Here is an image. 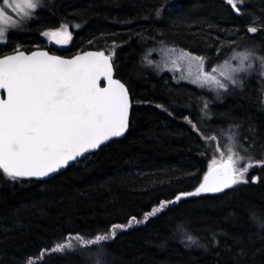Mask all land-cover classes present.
<instances>
[{"label":"trees","instance_id":"1","mask_svg":"<svg viewBox=\"0 0 264 264\" xmlns=\"http://www.w3.org/2000/svg\"><path fill=\"white\" fill-rule=\"evenodd\" d=\"M45 2L48 6L38 11L37 19L10 33L9 46L0 45V50L7 52L11 43L26 51L35 50L37 45L46 49L41 30L58 26L67 17L81 27L70 28V50L56 53L70 57L102 48L107 54L115 44L116 78L129 86L134 100L151 103H134L133 123L125 139L108 144L46 182L14 183L0 173V264H22L26 257L51 248L69 233L90 237L113 223L126 224L131 216L143 219L159 200L193 190L212 152L201 155L203 141L184 117L200 121L202 97L210 101L212 119L204 121L206 131L239 123L242 136L255 139L252 151L257 156L264 151V93L260 92L264 84L260 78H247L245 81L251 82L244 84L243 91L232 90L230 98L222 93L216 99L211 92L176 83L171 75H159L141 63L145 52H151V59H161L158 51H152L160 47L157 42L161 39L169 47L211 56L210 64L218 60L210 45L231 39L229 33L237 30L244 37L239 43L264 46V32L254 36L246 32L253 21L259 24L264 20V0H244L242 15L224 0ZM161 5L164 9L156 18L154 9ZM101 33L105 34L103 39ZM223 58L227 57L219 58L220 63ZM157 103L167 106L173 115L156 108ZM251 174L264 173L255 168ZM252 205L264 206V184L239 185L221 194L184 199L147 223L116 235L107 243L108 264H264V235L249 222L246 211ZM177 222L185 223L200 240L210 238L213 232H226L228 237H221L219 245H210L207 250L185 248L179 239L172 238ZM233 236L243 243L235 244ZM240 248L244 249L242 255ZM86 252L66 250L43 259L46 264H91Z\"/></svg>","mask_w":264,"mask_h":264},{"label":"snow or ice","instance_id":"2","mask_svg":"<svg viewBox=\"0 0 264 264\" xmlns=\"http://www.w3.org/2000/svg\"><path fill=\"white\" fill-rule=\"evenodd\" d=\"M225 2L237 15H242L244 0ZM47 6L45 0H0V45L9 46L8 31L23 30L27 22L37 19L38 11ZM163 9V5L154 9L156 18H160ZM73 27L79 29L81 24L73 25L65 17L58 26L41 30L40 35L50 44L64 47L72 42L70 28ZM246 32L253 35L264 32V20L259 24L253 21ZM104 36L101 33L100 38ZM229 36L232 38L220 40L217 37L219 44L210 45L218 58L212 64L209 57L194 55L175 45L169 47L162 39L157 42L160 47L152 49L160 53L161 61H154L151 52H145L141 63L158 72L171 71L177 82L187 80L215 93L216 99H220L222 93L242 89L245 79L252 76L260 78L264 84V46L254 42L239 43L244 37L238 35V30ZM115 47L113 44L107 54L106 50L97 48L79 51L70 57L39 45L35 50L26 51L22 45L11 43L7 52L0 50V173L3 177L14 183L46 182L53 174L102 151L109 141L125 136L133 123L134 103L151 101L134 100L129 86L116 78ZM221 57L227 58L220 63ZM176 72L180 73L179 77L175 76ZM261 92L264 93V87ZM201 99L200 121L184 119L203 141L201 155L207 156L211 151L212 156L193 190L159 200L144 213L143 219L131 216L126 224L113 223L90 237L69 233L51 248L26 257L22 264H46L43 258L47 254L79 249L87 250L91 264H108L107 243L116 238L117 230H126L133 222L147 223L186 198L216 195L239 185L264 184V174L250 175L255 168L264 173V151L259 156L252 151L256 148L255 139L242 136L238 123L232 122L214 132L206 131L204 121L211 119L210 101ZM155 107L173 115L164 104L157 103ZM261 148L264 149V145ZM246 211L249 222L264 235V206L252 205ZM221 237H228V233L213 232L210 238L197 239L181 222H177L172 231V238L179 239L189 249L207 250L210 245H219ZM231 239L237 245L243 243L239 237ZM239 253L244 254V249L240 248Z\"/></svg>","mask_w":264,"mask_h":264},{"label":"rangeland","instance_id":"3","mask_svg":"<svg viewBox=\"0 0 264 264\" xmlns=\"http://www.w3.org/2000/svg\"><path fill=\"white\" fill-rule=\"evenodd\" d=\"M225 1V0H224ZM31 23V21H29V22H27V24L25 25V27H27L29 24ZM24 27V28H25ZM16 30H9L8 31V36L10 35V33H12V32H15ZM42 40H43V46L46 48V49H54V47L55 46H58V45H55L54 43H49L48 42V40H47V38H45V37H43L42 36ZM70 47H71V43L70 44H68V45H66V46H64V47H61V46H59V48H58V50H60V51H65V52H67L68 50H70ZM59 51V52H60ZM154 59V61H157V62H160L161 61V59H162V57H161V59L159 60V59H157V58H153ZM233 63H235V62H233ZM209 64H210V62H209ZM206 70H208V65H206ZM157 71V70H156ZM157 74H159V75H162V74H168V75H171L172 77H173V72H171V71H167V70H165V71H157ZM175 76L176 77H179L180 76V73L179 72H176L175 73ZM250 78V77H249ZM174 79V78H173ZM175 81H176V83H182V84H187V85H191V86H195V87H197L196 85H194V84H191V83H189L187 80H181V81H179V82H177V80L176 79H174ZM198 88V87H197ZM199 89H201V88H199ZM201 90H204V91H208L207 89H201ZM208 92H210V91H208ZM231 92V91H230ZM229 92V93H230ZM211 93H213V92H211ZM213 94H215V93H213ZM263 103H264V99H263ZM221 143L223 144L224 143V141L223 140H221ZM254 152V151H253ZM254 153H256V152H254ZM134 225H136V223L135 222H133V224H132V226H134ZM127 229H129V228H127ZM126 229V230H127ZM123 231H125V230H123ZM120 232H122L121 230H117V235L120 233ZM73 243H75V241L73 240Z\"/></svg>","mask_w":264,"mask_h":264},{"label":"bare ground","instance_id":"4","mask_svg":"<svg viewBox=\"0 0 264 264\" xmlns=\"http://www.w3.org/2000/svg\"><path fill=\"white\" fill-rule=\"evenodd\" d=\"M260 44H261V43H260ZM260 46H261V45H260ZM208 57H209V56H208ZM209 58H211V56H210ZM220 59H221V58H220ZM223 59H224V58H223ZM223 59H222V60H223ZM210 61H213V60L210 59ZM215 62H216V61H215ZM154 73L156 74V72H154ZM155 74H154V75H155ZM251 78H252V77H251ZM253 78H255V76H254ZM253 78H252V79H253ZM257 79H258V78H257ZM245 80H247V79H245ZM249 82H251V81H250V80H248V82L245 81V84H246V83L249 84ZM252 82H253V81H252ZM253 83H254V82H253ZM256 83H257V82H256ZM250 84H251V83H250ZM259 84H260V81L258 82V85H259ZM262 85H263V84H262ZM262 85H259V86L262 87ZM246 86H247V85H246ZM246 86L244 85V87H246ZM248 86H250V85H248ZM255 86H256V84H255ZM244 87H243V90H244ZM257 88H258V86H256V91H257ZM236 89H239V88H236ZM236 89H234L235 92H236ZM240 90H242V89H240ZM240 90H239V91H240ZM243 90H242V91H243ZM260 90H261V89H260ZM242 91H241V93H242ZM231 92H232V91H231ZM235 92H234V93H235ZM260 92H261V91H260ZM234 93H232V94H234ZM227 94H228V93H227ZM230 95H231V94H228V95H227V96H229V97H226L225 95H224V96L228 99V98H230ZM235 95H236V94H235ZM261 95H262V94H261ZM208 96H209V95H208ZM211 97H212V96H211ZM236 97H238V96H236ZM260 97H261V96H260ZM213 98H215V97H213ZM226 98H225V99H226ZM231 98H232V97H231ZM233 98H234V96H233ZM210 99H211V98H210ZM223 99H224V98H223ZM223 99H222V102H223ZM232 100H233V99H232ZM259 100H260V98H259ZM211 101H212V103H213L214 99L211 100ZM216 101H218V100H216ZM211 105H212V104H211ZM219 106H220V104H219ZM259 109H260V108H259ZM211 111H212V110H211ZM258 112H261V111L259 110ZM261 113H263V112H261ZM212 116H213V115H212ZM211 119H212V118H211ZM213 119H214V118H213ZM209 121H210V120H209ZM209 121H208V122H209ZM209 123H210V122H209ZM213 123H214V122H213ZM229 124H230V123H229ZM238 124H239V123H238ZM213 127H214V126H213ZM217 127H218V126H217ZM220 128H221V127H220ZM242 129H243V128H242ZM244 129L247 130V128H244ZM244 129H243V130H244ZM244 131H245V130H244ZM262 150H263V149H262Z\"/></svg>","mask_w":264,"mask_h":264},{"label":"water","instance_id":"5","mask_svg":"<svg viewBox=\"0 0 264 264\" xmlns=\"http://www.w3.org/2000/svg\"><path fill=\"white\" fill-rule=\"evenodd\" d=\"M250 34V33H249ZM257 34V33H256ZM255 34V35H256ZM251 36H254L253 34H250ZM46 50H48V49H46ZM58 55H60V54H58ZM115 66V65H114ZM114 74H115V76H116V72H115V68H114ZM102 85H103V82H102ZM130 130V129H129ZM129 132V131H128ZM128 132L125 134V136L124 137H120V138H116L115 140H113V141H109L108 142V144H110V143H112V142H114V141H117V140H123V139H125L126 138V136H127V134H128ZM107 144V145H108ZM105 147V146H104ZM98 152V151H97ZM96 153V152H95ZM84 159H82V161H83ZM75 165V164H74ZM73 165V166H74ZM72 166H70L69 168H71ZM69 168H67V169H63V170H61V172L60 173H56V174H53V177L52 178H54L55 176H57V175H59V174H61V173H63V172H66ZM52 178H49V179H47L46 181H48V180H50V179H52ZM227 191V190H226ZM221 194V193H220ZM190 198H195V197H190ZM187 199V198H186Z\"/></svg>","mask_w":264,"mask_h":264},{"label":"flooded vegetation","instance_id":"6","mask_svg":"<svg viewBox=\"0 0 264 264\" xmlns=\"http://www.w3.org/2000/svg\"><path fill=\"white\" fill-rule=\"evenodd\" d=\"M58 48H59V46H55L54 49L49 48V50L56 53V52L60 51V50H58ZM60 52H62V51H60Z\"/></svg>","mask_w":264,"mask_h":264}]
</instances>
